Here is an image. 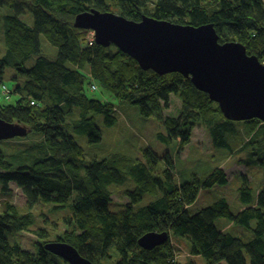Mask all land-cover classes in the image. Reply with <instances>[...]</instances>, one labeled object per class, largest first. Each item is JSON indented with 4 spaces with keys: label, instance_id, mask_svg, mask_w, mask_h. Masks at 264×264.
I'll list each match as a JSON object with an SVG mask.
<instances>
[{
    "label": "trees",
    "instance_id": "16d2710c",
    "mask_svg": "<svg viewBox=\"0 0 264 264\" xmlns=\"http://www.w3.org/2000/svg\"><path fill=\"white\" fill-rule=\"evenodd\" d=\"M0 7L13 11L3 18L5 54L0 57V85L5 98L19 96L13 104L0 106V117L41 134L39 146L44 150L41 157L14 169L0 150V195L8 198L0 204V264L61 263L43 247L53 241L46 240L51 236L45 228L33 230L36 252L8 241L6 233L33 225L30 211L20 213L10 203V182L22 190L28 210L37 204L66 209L68 225L55 240L74 246L93 264H184L175 261L170 237L153 249L141 248L138 239L149 231L186 238L191 254L203 258L205 264H264V122L226 119L189 78L176 72L159 75L143 70L114 45H89L86 30L73 25L77 14L91 9L116 12L136 22L149 16L182 25L213 24L219 42L238 41L264 63V0H0ZM26 10L33 17L31 26L20 18ZM41 35L56 48L54 57L42 53ZM8 67L15 71L12 80L22 79L12 90L2 83ZM83 69L117 100L135 105L142 116L162 120L165 134L159 132L158 139L165 144L178 140L179 153L190 142L197 122L209 126L215 146L235 151L240 144L237 151L250 152L247 162L257 164L263 184L255 190L243 178L238 197L242 207L237 211L220 198L190 214L188 208L201 189L228 183L224 169L217 167L203 178L193 175L178 183L170 154L160 156L149 147L134 161L113 154L85 163L84 148L69 131L85 136L90 144L99 143L102 132L95 117L102 115L104 125L112 126L117 122V110L113 103L85 94ZM172 97L180 107L163 116ZM74 112L77 118L69 121ZM128 178L135 184L127 191L129 202L123 209L111 211L109 186L121 185ZM147 194L156 198L135 208ZM221 218L249 230L252 238L245 241L220 230L215 222Z\"/></svg>",
    "mask_w": 264,
    "mask_h": 264
},
{
    "label": "rangeland",
    "instance_id": "374dc122",
    "mask_svg": "<svg viewBox=\"0 0 264 264\" xmlns=\"http://www.w3.org/2000/svg\"><path fill=\"white\" fill-rule=\"evenodd\" d=\"M12 13L13 11L10 8L0 7V57L5 54V23L3 18L5 15ZM20 18L29 26L33 24V17L28 10ZM92 36L94 37L93 43H96L94 31L87 29V42ZM40 46L42 53L46 56L54 57L56 55V48L50 45L42 35L40 36ZM14 74L15 71L12 67L6 68L4 72L2 83L9 90L14 89L16 84L22 81V79L18 81L12 80L11 77ZM82 74L85 76V94L89 98L113 103L114 108L117 110V122L112 126L104 125L102 115L95 117L96 123L102 132V139L99 143L90 144L85 136L75 134L72 130L69 131L73 134L78 144L84 148L85 163H88L93 158H109L113 154H121L134 161L141 159V151L149 147L160 156L165 152L170 154L175 166V181L178 183L191 180L193 175L203 178L217 167L224 169L228 183L226 185H216L212 188L201 189L195 202L188 208L190 214L197 213L201 208L214 203L220 198H225L229 202L231 210L237 211L242 207L238 203V197L239 189L244 184L243 178L245 177L255 190L263 184V176L257 164L247 162L249 161L248 156L250 152L248 150L237 151L240 144L234 148L235 151H229L227 148L215 146L211 140L209 126L197 122L191 130L190 142L179 153L180 145L178 140H173L170 144H165L158 139L157 135L159 132L165 134L162 120H158L153 116H142L135 105L117 100L97 82L92 81L89 70L83 69ZM18 99L19 96L17 94H11L8 99L5 98L0 85V106L13 104ZM170 100L171 102L168 104V107L162 110L163 116L176 112L180 107L177 98L172 97ZM73 109L78 112L77 107ZM76 115L77 113L74 112L72 117H68V120L77 118ZM239 127L241 130L244 128L242 123L239 124ZM27 129L28 133L25 136L0 140V150L3 152L5 158L12 163L13 169L22 162L31 163L32 160L43 155L41 153L44 150L39 146V143L43 139L41 134L31 132L29 128ZM162 169L163 163H160L159 171ZM134 186L135 184L130 178L125 180L121 185H110L111 203L109 209L115 212L123 209L125 204L129 202L127 191L134 188ZM8 192L10 194V203L16 206L20 213L30 211L33 215V225L31 228L20 230L16 233H6V237L11 244L16 242L23 249L36 252L35 242L37 241V236L33 232L34 229L45 228L51 236L46 240L56 241L55 236L62 233L67 227L68 223L64 219V216L68 212L66 209L53 210L51 209V205L37 204L28 210L26 207V197L14 182L9 183ZM155 198L152 195H144L142 201L135 208L146 205ZM7 199V197H1L0 195V204ZM215 224L220 230L238 236L245 241L252 238V233L249 230L233 224L224 218L217 219ZM169 237L171 245L174 248L173 257L175 261L184 264L191 261L197 264H205L203 258L191 254L190 244L186 238L172 233H170ZM247 258L249 262V257L247 256ZM60 261V264H68L63 259Z\"/></svg>",
    "mask_w": 264,
    "mask_h": 264
},
{
    "label": "water",
    "instance_id": "95a60500",
    "mask_svg": "<svg viewBox=\"0 0 264 264\" xmlns=\"http://www.w3.org/2000/svg\"><path fill=\"white\" fill-rule=\"evenodd\" d=\"M73 25L92 29L96 44L114 45L143 70L179 73L208 94L226 119L264 122V64L238 41L219 42L213 24L182 25L143 16L141 21L94 9L77 14ZM26 126L0 117V140L27 135ZM167 231H149L138 239L146 250L164 244ZM44 249L68 264H93L67 242L49 241Z\"/></svg>",
    "mask_w": 264,
    "mask_h": 264
},
{
    "label": "built area",
    "instance_id": "2783aa9c",
    "mask_svg": "<svg viewBox=\"0 0 264 264\" xmlns=\"http://www.w3.org/2000/svg\"><path fill=\"white\" fill-rule=\"evenodd\" d=\"M93 41H94V37L92 36V38H90V39L88 40V44L91 45V44L93 43Z\"/></svg>",
    "mask_w": 264,
    "mask_h": 264
},
{
    "label": "clouds",
    "instance_id": "9594fccd",
    "mask_svg": "<svg viewBox=\"0 0 264 264\" xmlns=\"http://www.w3.org/2000/svg\"><path fill=\"white\" fill-rule=\"evenodd\" d=\"M95 34V33H94Z\"/></svg>",
    "mask_w": 264,
    "mask_h": 264
}]
</instances>
